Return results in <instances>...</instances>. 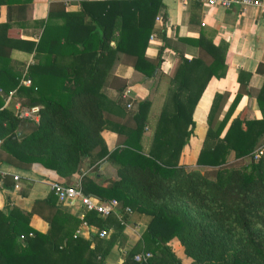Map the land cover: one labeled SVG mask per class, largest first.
Instances as JSON below:
<instances>
[{
	"label": "trees",
	"instance_id": "1",
	"mask_svg": "<svg viewBox=\"0 0 264 264\" xmlns=\"http://www.w3.org/2000/svg\"><path fill=\"white\" fill-rule=\"evenodd\" d=\"M160 4V0H82L78 11H56L61 17L58 23L52 21L54 13L49 10L45 20L36 22L41 28L36 40L8 34L10 17L23 5L7 7L6 20L0 23V162L19 170L38 163L53 170L63 184L77 173L90 150L99 159L117 163L115 177L97 175L95 166L90 175L82 176L80 188L101 200L116 199L121 210L129 208L127 219L132 214L146 217L138 241L125 253L122 264H183L167 244L171 238L177 240L189 264H264V167L262 155L255 162L250 159L257 147H264V115L248 119L242 108L220 136L241 94L248 93L247 76H239L234 97L219 121L216 113L227 93L212 97L208 128L195 163L215 169L201 172L178 164L192 131L193 106L207 80L225 73L226 44L191 40L208 60L187 59L174 50L178 63L167 83L169 107L160 110L146 149L142 132L147 100L138 101L130 112L132 126L123 123L115 129L121 139L112 150H107L101 137L112 122L108 111L115 104L105 91L112 88L119 96L125 87V81L111 73L114 64L129 58L145 76L159 66L167 44L163 31L154 29L152 22ZM153 31L163 43L154 60L148 61L144 51ZM12 48L32 51L33 62L11 61ZM22 78L30 84L22 85ZM10 90L22 106H38L36 121L20 119L13 108L2 106ZM263 92L264 82L256 97L261 114ZM230 153L234 160L249 159L240 167L227 165ZM7 185V177H0V187ZM50 195L43 201L48 214L45 232L29 225L39 201L30 211L14 205L0 210V264H101L126 215L119 220L112 214L100 217L86 212L89 225L112 227L107 238L94 235L89 241L63 230L66 219H73L74 226L79 220L59 210ZM138 250L149 251L151 257L134 261Z\"/></svg>",
	"mask_w": 264,
	"mask_h": 264
},
{
	"label": "crops",
	"instance_id": "2",
	"mask_svg": "<svg viewBox=\"0 0 264 264\" xmlns=\"http://www.w3.org/2000/svg\"><path fill=\"white\" fill-rule=\"evenodd\" d=\"M26 1L10 0V3H7L9 1L0 0V23L6 20L7 7H21L23 5L22 11L10 17L11 25L7 32L12 37H18L19 39L36 40L41 30L40 27L36 26V22L45 20L49 10L54 13L52 21L58 23L61 21V17L55 15L56 11H78L82 0ZM160 1L161 4L155 13V16H159V19L155 20L154 16L152 22L154 29H161L163 31L167 44L160 54L161 60L159 66L153 69V71L155 70L154 73L152 72L153 74L145 76L132 67L129 58H120L121 60L114 64L111 73L115 77L124 80L125 87L119 96H117L114 89H106V97L109 100H114L115 104L112 107L110 106L111 109L108 111L112 122L100 134L107 150H112L119 139H121V136L117 134L115 129L123 123L127 127L132 126L133 122L130 119V112L136 110L138 101L147 100V121L142 132V145L146 149L160 110L164 105L167 108L169 107L170 93L167 89V83L168 79L173 76L178 63L174 50L180 51L187 59L200 56L203 60H208L207 54L191 43V40L201 38L213 46L226 44L225 73L220 78L212 76L207 80L197 102L191 110V119L193 121L191 134L182 146L178 156V164L186 168H197L200 171L215 169V167L198 166L195 163L208 128L207 112L213 95L215 93H227L224 102L216 113V121H219L222 119L234 97L239 85V76L240 78L247 76L248 93L241 94L231 110L220 136L223 135L230 120L242 108L245 109V118L248 119H259L264 115V109L261 114L256 98L264 82V12L260 11L259 7L255 5H248L244 9L239 10L236 4L228 9H224L221 7L202 6L196 0ZM261 2L264 5V0H261ZM152 34L153 36L150 38ZM162 43L163 41L156 32L153 31L148 35L144 51V56L148 61L154 60ZM9 57L15 63L26 65L33 62V52L21 50L20 48H12ZM10 92V95L4 97L2 106H9L14 110L17 107H25L20 104L21 100L15 96L14 90H10ZM261 99L264 108V92ZM127 104H129V107L126 106ZM113 123H116V125ZM248 159L249 157H244L241 160H234L232 153H230L226 164L232 165L233 162H241L237 165V167H240ZM261 159L262 166L264 167V152ZM95 166L97 175L109 178L115 177L118 165L105 158H97L95 152L90 150L81 160L77 173L71 175L67 183H76L79 177L82 178L83 175H90L91 169ZM2 168L6 171L5 177H7V184L10 187L12 184L11 174L18 176L20 189L14 192L8 185L7 187H0V210L2 211L6 205H14L24 211H30L33 203L39 201L41 203L38 205V212L30 215L29 225L39 232H45L48 228L45 216H48V214L43 201L51 196L48 182L54 179L57 180L55 172L42 167L38 163H33L27 170H19L5 164H2ZM54 203L59 210L78 219L77 214L80 208L78 203L69 205L67 203H58L56 200ZM112 215L119 220L122 215H126V217L123 221L120 220L122 229L101 264H122L125 253L136 244L146 223V217L143 215L132 214L127 219V213L121 209L118 210L117 214ZM78 225L79 222L74 226V220L68 218L63 222V230L72 231V236H76L75 232ZM104 229L108 230V237L112 231V227ZM86 231L87 229L83 231V234L76 237L91 241L93 237L85 235L87 234ZM167 244L176 256L181 258L183 264H189V259L183 257L181 247L175 238H171ZM140 252L143 251L138 250L135 254Z\"/></svg>",
	"mask_w": 264,
	"mask_h": 264
},
{
	"label": "built area",
	"instance_id": "3",
	"mask_svg": "<svg viewBox=\"0 0 264 264\" xmlns=\"http://www.w3.org/2000/svg\"><path fill=\"white\" fill-rule=\"evenodd\" d=\"M202 6L209 7H221L224 9L230 8L232 5L236 4L239 10L244 9L248 5H255L259 7L260 11L264 12V5L261 0H196ZM159 16H155V20H158ZM153 36L150 35V38ZM21 84L24 86H28L30 84V80L28 78H22ZM11 92H8L10 95ZM129 107V104L126 105ZM37 110L38 106L31 107H17L15 109L16 115L20 119H28L35 120L37 119ZM264 147H257L252 154L250 155V159L252 161H257L259 157L263 154ZM6 175V171L2 168V163L0 162V177H4ZM80 178L76 181V183L72 184H63L58 182L57 180H50L48 182V188L50 193L55 197V200L58 203H67L69 205H74L78 203L80 205L77 217L79 219V225L76 229L75 235L80 236L83 234V231L87 229L88 237H92L96 235L99 238H105L108 235V230L104 228H97L95 226L89 225L85 220L86 212H94L96 215L100 217H106L110 214H117L118 210H120L119 203L116 199H97L94 196H90L84 194L80 188ZM11 190L14 192L19 191L20 184L18 180V176L15 174H11ZM123 212L128 213L129 208L123 207ZM28 236L31 235L29 232ZM20 239L23 238V235L19 236ZM151 257V253L149 251H143L133 255V260L138 262H146Z\"/></svg>",
	"mask_w": 264,
	"mask_h": 264
},
{
	"label": "rangeland",
	"instance_id": "4",
	"mask_svg": "<svg viewBox=\"0 0 264 264\" xmlns=\"http://www.w3.org/2000/svg\"><path fill=\"white\" fill-rule=\"evenodd\" d=\"M240 163H241V162H237V163H233V164H235L234 166H237V165H239ZM201 172H202V171H201ZM113 244H114V243H113ZM113 244H112V246H113ZM112 246H111V247H112ZM111 247H110V249H111ZM110 249H109V250H110ZM108 252H109V251H108Z\"/></svg>",
	"mask_w": 264,
	"mask_h": 264
},
{
	"label": "water",
	"instance_id": "5",
	"mask_svg": "<svg viewBox=\"0 0 264 264\" xmlns=\"http://www.w3.org/2000/svg\"><path fill=\"white\" fill-rule=\"evenodd\" d=\"M154 72H155V70L153 71V73H154ZM153 73H152V74H153Z\"/></svg>",
	"mask_w": 264,
	"mask_h": 264
}]
</instances>
